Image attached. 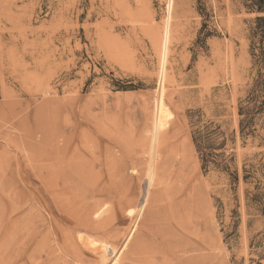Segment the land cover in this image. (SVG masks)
<instances>
[{"label":"rangeland","instance_id":"374dc122","mask_svg":"<svg viewBox=\"0 0 264 264\" xmlns=\"http://www.w3.org/2000/svg\"><path fill=\"white\" fill-rule=\"evenodd\" d=\"M248 4L0 0V264H264Z\"/></svg>","mask_w":264,"mask_h":264},{"label":"trees","instance_id":"16d2710c","mask_svg":"<svg viewBox=\"0 0 264 264\" xmlns=\"http://www.w3.org/2000/svg\"><path fill=\"white\" fill-rule=\"evenodd\" d=\"M248 6L253 11L264 13V0H249ZM255 21L257 22V25L255 27L256 33H259L261 38H264V15L257 16ZM259 59H260V63L264 68V51H262L259 54ZM253 87L258 90L259 94L256 97H254V99L252 100L254 102L258 101L259 105L256 106L254 104L252 108L253 110L252 109L251 110L253 111L252 113H257L264 110V73L262 75L261 74L258 75V79H256V81L254 82ZM239 113L242 114L241 110Z\"/></svg>","mask_w":264,"mask_h":264},{"label":"bare ground","instance_id":"6f19581e","mask_svg":"<svg viewBox=\"0 0 264 264\" xmlns=\"http://www.w3.org/2000/svg\"><path fill=\"white\" fill-rule=\"evenodd\" d=\"M167 40H168V31H167V29L165 30V33H164V36H163V39H162V69H163V63H164V58H165V52H166V43H167ZM163 71H161V73H160V79H161V81H162V78H163ZM162 86V85H161ZM160 88V87H159ZM162 90V89H161ZM159 91H160V89H159ZM162 92V91H161ZM160 92V93H161ZM162 94V93H161ZM160 94L158 93V96H159ZM161 96V95H160ZM159 96V98H161ZM158 98V97H157ZM161 100V99H160ZM157 102H158V100H157ZM156 107V118H155V128H159V127H162L163 126V119H164V112H165V110H164V108L166 109V107H164L163 108V106H162V103H161V101H159L158 103H157V105L155 106ZM167 111V110H166ZM165 114H167L166 112H165ZM100 211V210H99ZM103 211V210H102ZM104 212V211H103ZM100 213H101V211L100 212H98V213H96L95 214V217L97 218V216H99L100 215ZM107 248V246L105 247L104 246V249L103 248H101L102 250H100V255L103 257V259H105V250H107L106 249ZM111 248H109V250H110ZM112 250V249H111ZM113 252V251H112ZM111 255V254H110ZM115 255V254H114ZM101 258V257H100ZM116 261V260H115ZM104 262V261H103ZM112 262V261H111ZM114 263V262H113Z\"/></svg>","mask_w":264,"mask_h":264}]
</instances>
